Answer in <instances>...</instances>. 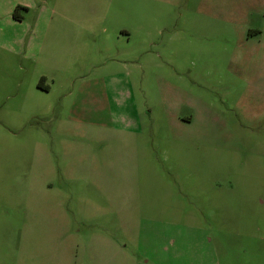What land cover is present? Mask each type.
I'll use <instances>...</instances> for the list:
<instances>
[{
  "label": "rangeland",
  "instance_id": "1",
  "mask_svg": "<svg viewBox=\"0 0 264 264\" xmlns=\"http://www.w3.org/2000/svg\"><path fill=\"white\" fill-rule=\"evenodd\" d=\"M0 264H264V0H0Z\"/></svg>",
  "mask_w": 264,
  "mask_h": 264
},
{
  "label": "crops",
  "instance_id": "2",
  "mask_svg": "<svg viewBox=\"0 0 264 264\" xmlns=\"http://www.w3.org/2000/svg\"><path fill=\"white\" fill-rule=\"evenodd\" d=\"M22 8H23L25 11L28 10V7H26V6H23ZM22 8H21V9H22ZM6 15H7L8 17H9V16L11 17V13H6ZM6 15H5V16L3 15V19L8 20V18H7ZM17 19H18V18H17ZM12 20H13V17H12ZM14 20H15V18H14ZM22 20H23V18H22ZM119 76H123V75H119ZM119 76H117V75H113V76L107 77L106 79H109V80H110L111 78H112V79H113L114 77H117V78H118ZM46 87H47V89H48L47 91H49V89H50L49 86H46ZM105 243H106V242H105ZM106 246L108 247L109 245H106Z\"/></svg>",
  "mask_w": 264,
  "mask_h": 264
},
{
  "label": "trees",
  "instance_id": "3",
  "mask_svg": "<svg viewBox=\"0 0 264 264\" xmlns=\"http://www.w3.org/2000/svg\"><path fill=\"white\" fill-rule=\"evenodd\" d=\"M16 11H17V9L15 10V13H13V18H15V19L18 18V17H16ZM38 88H39L40 90H42V91H47V90H48L47 87L42 86V85H40V84H38Z\"/></svg>",
  "mask_w": 264,
  "mask_h": 264
}]
</instances>
